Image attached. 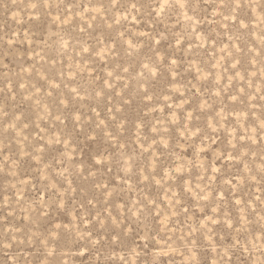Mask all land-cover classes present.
I'll return each mask as SVG.
<instances>
[{"label":"rangeland","instance_id":"rangeland-1","mask_svg":"<svg viewBox=\"0 0 264 264\" xmlns=\"http://www.w3.org/2000/svg\"><path fill=\"white\" fill-rule=\"evenodd\" d=\"M0 264H264V0H0Z\"/></svg>","mask_w":264,"mask_h":264},{"label":"snow or ice","instance_id":"snow-or-ice-1","mask_svg":"<svg viewBox=\"0 0 264 264\" xmlns=\"http://www.w3.org/2000/svg\"><path fill=\"white\" fill-rule=\"evenodd\" d=\"M177 3H180V0H177ZM181 6H183V5H181ZM133 7H134V5H133Z\"/></svg>","mask_w":264,"mask_h":264}]
</instances>
